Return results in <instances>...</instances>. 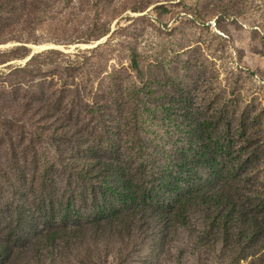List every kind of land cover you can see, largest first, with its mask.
I'll list each match as a JSON object with an SVG mask.
<instances>
[{
  "label": "rangeland",
  "instance_id": "374dc122",
  "mask_svg": "<svg viewBox=\"0 0 264 264\" xmlns=\"http://www.w3.org/2000/svg\"><path fill=\"white\" fill-rule=\"evenodd\" d=\"M59 100L71 111L37 110ZM198 126L249 143L253 179L223 185L261 193L264 0H0V240L20 236L12 257H29L15 264H264L262 240L242 257L201 239V224L95 234L102 198L116 203L105 160L146 184L191 151ZM44 208L88 230L37 250Z\"/></svg>",
  "mask_w": 264,
  "mask_h": 264
},
{
  "label": "trees",
  "instance_id": "16d2710c",
  "mask_svg": "<svg viewBox=\"0 0 264 264\" xmlns=\"http://www.w3.org/2000/svg\"><path fill=\"white\" fill-rule=\"evenodd\" d=\"M134 56L136 54L133 55L132 69L140 73L139 62ZM34 60L14 72L26 73L33 66ZM76 94L77 97L82 95L78 90ZM85 99L81 98L80 102L83 103ZM61 102L48 101L45 104L43 101L37 110L48 114L58 106L56 111L61 108L64 113L70 112L74 103L67 108ZM23 106L24 110L28 109L30 101H24ZM196 131L193 130L196 142L191 151L184 153L179 161H174L170 168L143 185H137L131 175L123 173L122 166L105 160L109 164L107 169L111 168L112 172L113 187L109 188L111 200L116 203L108 201V195L102 198L101 208L97 209L92 218L98 222L97 225L93 224L96 227L95 234L117 228L121 235L127 237L144 227L150 229L155 224L163 225L166 230L172 226L191 228L201 224V239L207 235V242L215 238L219 242L232 241L236 251L244 254L242 257L248 245L261 240L264 242V187H261V193L235 194L227 191L223 185L226 180L236 176L241 181L245 180L244 177L253 179L256 172V167L252 165L253 153L245 150L250 146L249 143L236 145L227 127L218 131L220 136L210 128H207L206 133L201 126ZM244 139L248 142L249 138ZM96 192L94 201L99 203ZM41 210L42 216H48L47 209ZM55 210L50 220L45 217V224H40L43 227L41 241L31 244L37 250L40 248L38 244L57 243L68 235L76 236L82 229L88 230L82 225L71 226L69 213H62L57 220ZM36 216L33 219L40 222L39 215ZM104 220L107 222L104 223ZM4 240H0V264H15L22 258H29L12 257L19 253L17 250L20 246L17 244L22 241L20 236L14 235Z\"/></svg>",
  "mask_w": 264,
  "mask_h": 264
},
{
  "label": "water",
  "instance_id": "95a60500",
  "mask_svg": "<svg viewBox=\"0 0 264 264\" xmlns=\"http://www.w3.org/2000/svg\"><path fill=\"white\" fill-rule=\"evenodd\" d=\"M29 61H31V58H30V59H28L27 63H28Z\"/></svg>",
  "mask_w": 264,
  "mask_h": 264
}]
</instances>
